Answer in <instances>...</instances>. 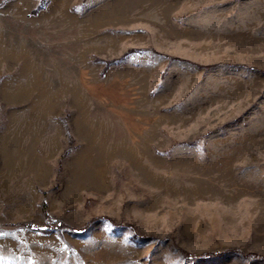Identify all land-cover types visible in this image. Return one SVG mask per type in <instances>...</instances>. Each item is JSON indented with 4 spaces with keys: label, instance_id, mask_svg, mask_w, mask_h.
I'll return each instance as SVG.
<instances>
[{
    "label": "rangeland",
    "instance_id": "1",
    "mask_svg": "<svg viewBox=\"0 0 264 264\" xmlns=\"http://www.w3.org/2000/svg\"><path fill=\"white\" fill-rule=\"evenodd\" d=\"M0 264H264V0H0Z\"/></svg>",
    "mask_w": 264,
    "mask_h": 264
},
{
    "label": "trees",
    "instance_id": "2",
    "mask_svg": "<svg viewBox=\"0 0 264 264\" xmlns=\"http://www.w3.org/2000/svg\"><path fill=\"white\" fill-rule=\"evenodd\" d=\"M45 224L48 225V228L44 229V230H41V228L39 226L37 227H32L31 224H26L25 226L28 227V228H34L38 231H41V232H50L54 229H61V228H65L66 226L61 222V221H58V220H49L47 221ZM44 225V224H43ZM87 226V224L83 225L81 229H85ZM74 229V228H73ZM222 253L221 252H207V253H200V254H195V253H188V252H185V251H182V255L184 257H192V256H197V257H201V258H208V257H215V256H219L221 255Z\"/></svg>",
    "mask_w": 264,
    "mask_h": 264
},
{
    "label": "snow or ice",
    "instance_id": "3",
    "mask_svg": "<svg viewBox=\"0 0 264 264\" xmlns=\"http://www.w3.org/2000/svg\"><path fill=\"white\" fill-rule=\"evenodd\" d=\"M32 227H37L36 225H32ZM40 228H41V230H44V229H46V228H48V225L47 224H44V225H41V226H39Z\"/></svg>",
    "mask_w": 264,
    "mask_h": 264
}]
</instances>
